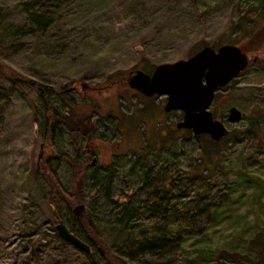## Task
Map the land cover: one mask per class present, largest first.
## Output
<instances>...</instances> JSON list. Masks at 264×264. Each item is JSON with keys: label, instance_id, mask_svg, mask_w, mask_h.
<instances>
[{"label": "rangeland", "instance_id": "374dc122", "mask_svg": "<svg viewBox=\"0 0 264 264\" xmlns=\"http://www.w3.org/2000/svg\"><path fill=\"white\" fill-rule=\"evenodd\" d=\"M263 12L264 0H0V63L54 87L69 86L52 93L54 105H72L94 121L92 133L66 128L48 147L38 93L0 70V264H106L56 233L55 223L74 217L35 170L41 145L46 154L66 151L89 164L94 157L88 177L111 173L112 197L129 201L134 213L128 204L126 219L115 222L107 185L97 193L86 186L84 201L112 251L128 264H246L222 251L258 260ZM222 43L241 45L249 62L215 91L210 109L228 129L217 141L177 128L182 111H165L164 94L147 96L116 81ZM231 105L242 112L232 123L225 118ZM51 165L68 188L70 165L53 157Z\"/></svg>", "mask_w": 264, "mask_h": 264}, {"label": "water", "instance_id": "95a60500", "mask_svg": "<svg viewBox=\"0 0 264 264\" xmlns=\"http://www.w3.org/2000/svg\"><path fill=\"white\" fill-rule=\"evenodd\" d=\"M248 62L247 54L238 44L222 43L216 48L205 44L187 58L156 64L151 72L139 68L130 70L126 82L130 88L147 96L164 94L165 111H182V117L175 123L177 128L190 129L195 135L205 133L217 141L226 135L228 129L210 109L215 91L236 77ZM241 117L239 108L235 105L228 107L225 115L228 122ZM76 209L73 208L75 213ZM54 227L65 241L89 252V245L70 232L63 222L55 223Z\"/></svg>", "mask_w": 264, "mask_h": 264}, {"label": "trees", "instance_id": "16d2710c", "mask_svg": "<svg viewBox=\"0 0 264 264\" xmlns=\"http://www.w3.org/2000/svg\"><path fill=\"white\" fill-rule=\"evenodd\" d=\"M264 13V12H263ZM262 16V15H261ZM259 16V17H261ZM264 17L261 18V20ZM264 24V23H263ZM264 30V28H263ZM239 45V44H238ZM241 46V45H240ZM264 48V45L262 49ZM0 70H2L6 76L16 83H22L33 87L43 105V125H44V133L43 138H45L48 143L47 146L50 147L53 145L55 135L58 133H62L66 128L70 133H74L76 130L82 131L84 134H89L94 131V121L89 119L87 115L81 113L82 111H73L72 105H68L66 109L60 110L58 109L51 98L52 93L61 94L67 90H69V86H61L54 87L52 85L43 83L39 80L27 77L14 69L7 67L0 63ZM128 78V74L123 77L118 78L117 83L124 82L127 84L126 80ZM82 87V86H81ZM81 91V89L79 88ZM215 96V95H214ZM199 137V135H198ZM45 145H41L36 158L35 170L38 172L45 180V182L49 185V187L53 190V192L57 195L59 199H61L65 205L68 207V210L71 214H73V221L66 225L68 230L78 236V233L85 239V241L90 250L87 252V256H91L92 253L97 252L99 257L106 264H128L125 259L115 254L111 247L106 242L102 233L97 229L96 224L89 212L86 208V203L84 198L85 188L90 187L94 189V193H97L98 190L105 187V194L107 199H110L109 203L114 205L116 210L114 212L116 221L115 222H123L124 214L128 210L127 205L129 204L131 208L130 214H133L134 207L130 205L129 201H121V199L113 198V194L109 189L108 182L110 181L109 175L111 173H107L108 175H102V177L96 178V173L89 175L88 177V168L93 163L90 164L86 159L79 160L76 157H73L70 153L66 151H51L52 153H45L43 147ZM91 151H88L90 153ZM54 158L59 161H66L72 170L71 183L67 188L65 187L56 171V168L51 165V158ZM89 164V165H88ZM108 168V167H106ZM95 172V171H94ZM110 172V171H109ZM106 178V179H105ZM89 179V180H88ZM91 186H88V185ZM129 202V203H128ZM81 204H84V207H80ZM76 207V213L73 211V208ZM55 228V227H54ZM57 233V232H56ZM79 237V236H78ZM80 238V237H79ZM257 242V241H256ZM253 248L259 253L258 260H252L245 255L228 253L222 251L221 256H226L231 258L234 261H239L246 264H261L264 261V241L259 240ZM35 247L31 250V254H36Z\"/></svg>", "mask_w": 264, "mask_h": 264}]
</instances>
